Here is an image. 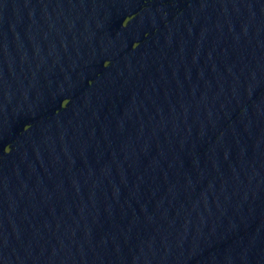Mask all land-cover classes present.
I'll return each mask as SVG.
<instances>
[{
    "label": "water",
    "instance_id": "1",
    "mask_svg": "<svg viewBox=\"0 0 264 264\" xmlns=\"http://www.w3.org/2000/svg\"><path fill=\"white\" fill-rule=\"evenodd\" d=\"M0 264H264V0H0Z\"/></svg>",
    "mask_w": 264,
    "mask_h": 264
}]
</instances>
